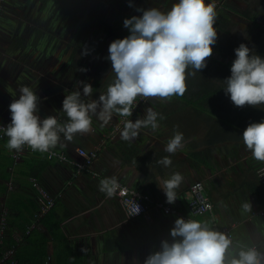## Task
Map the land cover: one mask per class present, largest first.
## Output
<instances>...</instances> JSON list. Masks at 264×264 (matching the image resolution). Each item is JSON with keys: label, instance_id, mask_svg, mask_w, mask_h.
<instances>
[{"label": "crops", "instance_id": "0c3cea01", "mask_svg": "<svg viewBox=\"0 0 264 264\" xmlns=\"http://www.w3.org/2000/svg\"><path fill=\"white\" fill-rule=\"evenodd\" d=\"M43 1L47 2L1 0L0 122L6 127L11 123L9 105L19 99L22 86L32 88L39 97L36 115L41 120L55 116L63 124L68 119L62 111L67 94L80 91L86 103L98 101L114 79L111 61L107 59L113 40L90 25L93 0H79L78 4L76 0L64 1V5L80 6L79 13H84L89 26L85 30L72 23L59 24L62 17L71 15L56 7L57 3L50 12L49 6L43 7ZM228 1L215 4L216 13H223L232 23L228 25L229 32L220 33L219 37L224 44L239 47L243 43L251 49L261 22L248 11V0ZM175 3L178 0H118L119 8L109 14L115 19L120 16L118 20L111 21L105 12L100 13V18L116 25L129 17L142 16L137 9L157 8L167 13ZM205 3L214 4L215 0ZM263 8L264 3L253 10L261 14ZM212 48L207 66L194 76L186 75L187 90L183 96L170 100L146 98L131 116L113 113L108 124L93 115L92 131L76 134L72 141L61 134L54 148L75 160L82 158L77 148L97 149L96 158L84 171L77 172L70 163L48 159L39 151H23L15 157V150L7 147L9 138L0 137V219L4 216L5 227L8 224L12 232V257L17 264L18 258L45 264L49 253L53 264H145L150 254L160 250L162 241L172 242L170 231L177 218L207 222L214 230L225 226L233 245L255 246L264 252V188L256 176L257 166L264 162L253 158L242 137L250 123L264 121V106L236 107L232 103L224 91V80L231 73L217 71V61L226 63L228 58L220 57ZM209 65L211 69H207ZM82 68L87 71H80ZM79 81L91 84V97L83 95ZM149 107L159 114L158 127H142L131 141L121 139L125 122L143 119ZM177 131L183 133L184 146L175 154L165 152V145ZM164 157L171 159L170 166L159 163ZM177 172L183 181L176 189L178 198L169 204L158 184ZM111 177L149 195V221L127 217L115 193L108 197L99 191L101 179ZM32 178L55 201L46 215L38 218L39 195ZM194 181L203 182V191L212 203V208L204 213L194 212L191 206L189 186ZM246 202L251 204V211L243 210ZM158 204L168 205L176 212L164 213ZM24 231L30 234L21 242ZM15 233L20 235L18 241L13 237Z\"/></svg>", "mask_w": 264, "mask_h": 264}, {"label": "clouds", "instance_id": "9594fccd", "mask_svg": "<svg viewBox=\"0 0 264 264\" xmlns=\"http://www.w3.org/2000/svg\"><path fill=\"white\" fill-rule=\"evenodd\" d=\"M137 11H142V16L123 21L130 35L114 40L108 48L107 59L111 61L114 79L106 93L101 94L98 101L87 103L81 99L80 91L67 94L62 106L68 118L65 123H59L55 116L41 120L36 115L39 97L28 86L19 88V99L9 105L11 123L4 128L9 138L8 149L20 152L27 145L34 152L45 153L58 145L61 134L65 140L72 141L76 134L90 133L93 115L104 124L111 121L113 113L131 116L138 96L170 100L185 94L186 75L194 76L207 66L206 60L213 53L211 46L217 42L215 5L206 4L205 0H178L167 13L157 8ZM251 51L243 43L235 49L231 76L224 80L225 94L236 107L264 104V59L250 55ZM189 68L195 71L187 73ZM78 83L83 84V95L91 97V84ZM158 116L149 107L143 119L126 121L121 139L133 140L142 127L150 126L155 130ZM242 137L253 158L264 162V121L250 123ZM183 139V133L177 131L164 151L175 154L184 146ZM159 163L168 167L171 159L164 157ZM182 181L183 176L178 172L169 179L160 180L158 185L165 192L167 203L176 201V189ZM118 187L115 177L105 178L98 185L99 191L108 197H112ZM242 208L251 211V204L246 202ZM139 211L137 205L133 215ZM170 235L172 242L162 241L160 250L150 254L145 264H264V252L255 246L233 245L232 239L210 228L207 222L177 218ZM82 251L86 252V249Z\"/></svg>", "mask_w": 264, "mask_h": 264}, {"label": "built area", "instance_id": "2783aa9c", "mask_svg": "<svg viewBox=\"0 0 264 264\" xmlns=\"http://www.w3.org/2000/svg\"><path fill=\"white\" fill-rule=\"evenodd\" d=\"M217 4L216 2L214 5ZM2 14V5L0 0V15ZM146 98L137 97L132 106V112L142 103L145 102ZM5 124L0 122V137L6 136ZM23 151H32L30 147L25 145L23 150L20 152H13V156L17 157ZM78 154L82 157L81 160H75L71 158L69 155L64 153L63 151H59L55 148H51L48 152H45L48 158H56L60 161L70 163L73 165L77 172L84 171L89 168L93 162V160L97 156V149L86 150L84 148H77ZM256 176L258 181L263 185L264 188V163L260 164L256 168ZM105 178H102L103 180ZM118 183V182H117ZM119 187L117 188L115 195L119 199L120 205L124 210L125 214L129 218H141L144 221H149L151 219V215L149 212L150 208V197L148 194L137 191L135 189L129 188L125 185L118 183ZM32 186L35 188L39 195L40 206L39 210L36 214V218L43 215L54 205V198L50 195L47 189L41 185L37 179L32 178ZM203 182L202 181H194L189 186V191L191 193V206L194 212L204 213L212 208V203L209 197L203 191ZM137 205H139L140 211L138 214L133 215L134 210ZM162 207L164 213H174L175 209H172L168 205L158 204ZM262 212V211H261ZM5 228V219L4 216L0 219V243L2 236L4 235ZM220 232L225 233L230 239L231 235L228 233L229 229L227 227H222ZM14 239L18 241L20 239V235L14 234ZM14 253V246H11L5 249L2 253H0V264H17V261L12 257ZM45 264H53L52 263V255L49 253L47 255V260Z\"/></svg>", "mask_w": 264, "mask_h": 264}, {"label": "trees", "instance_id": "16d2710c", "mask_svg": "<svg viewBox=\"0 0 264 264\" xmlns=\"http://www.w3.org/2000/svg\"><path fill=\"white\" fill-rule=\"evenodd\" d=\"M54 1H55V3H57L56 7H59V8L61 7L64 13L71 15L69 17L62 18V22L60 24L65 25V24L72 23V26H73V25H75V23L72 22L74 19V21H76V23L78 22V24L80 25V27L83 30H85V29H87V27H89L88 25H86L87 21L85 19L84 13L83 12L81 14L79 13V11H80L79 7L80 6L64 5V0H54ZM224 1L229 2L228 0H224ZM230 1L236 2L237 0H230ZM248 1H249L248 11H251L253 13V18L256 19L258 22H261V25H262L261 30H259V32H257V35H256L257 41L255 43V46H253L251 48L252 51L250 52V55H252V54L259 55L262 59H264V38H263L264 37V30H263L264 29V18H262V15H261V14H264V8H263V12L261 14L259 11L253 10V7L256 6L257 4H263L264 0H248ZM98 2H99V0H98ZM101 4L102 3L96 4L98 10H100V9L104 10L102 8L103 6ZM46 6H49L48 3L43 1V7H46ZM93 8H94V6H93ZM98 10L97 11L93 10V11L96 12V16H98V19H99L100 14H98V13H100V12H98ZM246 12H247V10H246ZM71 17H72V19H71V21H69ZM130 18L131 17H129L128 19H130ZM101 19H102V17L98 20V22H100L99 26L96 25L97 23H96L95 18L92 19V21H91L92 24H90V25L92 27H98L102 32H104L106 34V36H109L113 41L116 39H123V38L127 37L128 35H130L129 29L124 27L123 22H121V23L119 22L118 24L113 25V24H109L107 21H104ZM228 25H232L230 20L223 13L218 12L216 19H215V23H214V27L217 31L218 39H217V42L214 45H212V47H214V50L218 51V53L221 55L220 57L225 58V59L228 58L227 59L228 61L226 63H224V62L222 63V62L217 61V65H218L217 71H221V72L223 71V72L231 73L232 63L236 59L235 49L238 47H233V46L226 44V43L224 44L219 37L220 33H228L229 32ZM95 50H96V48H95ZM93 54H97V52L94 51ZM95 58H94V61L96 60ZM210 65H211V63H210ZM210 65L207 67V69H211ZM262 106H264V104H262ZM45 155H46V153H45ZM46 157H47V155H46ZM50 159H52V158H50ZM54 203H55V201H54ZM39 205H40V199H39ZM47 212H45L44 215H46ZM21 234H22V237H21V242H22L28 238L30 232L24 231ZM12 243H14L13 238H12V232H10V230L8 229V224H7L5 227V233L3 235L2 242L0 243V253L3 252L5 249L9 248ZM17 244H15V247L17 246ZM27 262H28V264L29 263L31 264V262H33V261L32 260H22L21 258H18L19 264H26Z\"/></svg>", "mask_w": 264, "mask_h": 264}, {"label": "rangeland", "instance_id": "374dc122", "mask_svg": "<svg viewBox=\"0 0 264 264\" xmlns=\"http://www.w3.org/2000/svg\"><path fill=\"white\" fill-rule=\"evenodd\" d=\"M65 1V0H64ZM113 1H114V3H113ZM117 1L118 0H102L100 3H102L101 5L103 6L102 8L105 10H103L104 12H105V15L106 16H108V18H110V20L111 21H115L117 18H119L120 16H116V19H115V17H112V16H109V14H111V12H113L114 10H116V8H119L118 7V4L116 5V3H117ZM120 1V0H119ZM218 1L219 0H215V2H217L218 3ZM45 2V1H44ZM47 3H48V5H49V9H50V12H52L51 10H53L54 8H55V6H56V3H55V1L54 0H47ZM75 3H79V0H76L75 1ZM93 3L94 4H98L97 3V0H93ZM213 4V3H212ZM73 5H75L74 3H73ZM97 9V7H94V11H97L96 10ZM58 10V9H57ZM56 10V11H57ZM100 10H102V9H100ZM98 14H100V13H98ZM55 15H56V13H55ZM93 18H95V20L98 22V16H96V12H94V16L93 17H91V20L93 19ZM55 20H56V18L54 19V22H55ZM118 20V19H117ZM116 20V21H117ZM73 22H76V21H74L73 20ZM111 23V22H110ZM75 27H79L80 28V25L78 24V22H77V24H75L74 25ZM95 47V46H94ZM97 49V48H96ZM93 56L94 57H97V54H93Z\"/></svg>", "mask_w": 264, "mask_h": 264}, {"label": "flooded vegetation", "instance_id": "af4514ba", "mask_svg": "<svg viewBox=\"0 0 264 264\" xmlns=\"http://www.w3.org/2000/svg\"><path fill=\"white\" fill-rule=\"evenodd\" d=\"M94 7H97V5L94 4ZM98 12L103 13V10H98ZM62 18H64V17H62ZM62 18L60 19L59 24L62 22ZM96 23H97V24H96L97 26L100 25V22H97V21H96Z\"/></svg>", "mask_w": 264, "mask_h": 264}]
</instances>
